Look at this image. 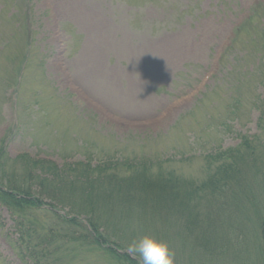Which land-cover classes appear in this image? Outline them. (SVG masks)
I'll return each mask as SVG.
<instances>
[{
	"label": "rangeland",
	"instance_id": "374dc122",
	"mask_svg": "<svg viewBox=\"0 0 264 264\" xmlns=\"http://www.w3.org/2000/svg\"><path fill=\"white\" fill-rule=\"evenodd\" d=\"M257 2L264 7V0H0V145L7 158L26 154L63 172L91 161L118 167L124 179L147 168L203 182L213 172L210 154L259 135V114L243 112L238 122L237 102L238 80L245 81V110L264 83ZM27 42V68L10 69ZM254 184L247 171L248 192ZM197 212L207 219L206 206ZM244 213L245 235L255 236L258 217ZM171 223L148 233L157 238L163 230L177 263L189 264L174 241L180 225ZM135 228L137 220L128 232ZM225 231L216 234L233 237ZM11 237L12 217L0 207V264H24ZM70 248V264H114L104 251ZM240 259L232 257L246 264ZM201 263L209 264L194 261Z\"/></svg>",
	"mask_w": 264,
	"mask_h": 264
},
{
	"label": "trees",
	"instance_id": "16d2710c",
	"mask_svg": "<svg viewBox=\"0 0 264 264\" xmlns=\"http://www.w3.org/2000/svg\"><path fill=\"white\" fill-rule=\"evenodd\" d=\"M256 9L264 7L260 3ZM31 44L23 48V58L9 60L10 69L17 65L21 69L24 63L27 68ZM244 83L238 80V122L243 112L256 111L259 135L241 136L237 146L211 154L208 168L213 172L203 182H185L161 172L154 175L147 168L124 179L116 173L118 167L94 168L91 161L66 165L71 174L52 161L26 154L8 159L6 147L0 145V207L13 219L16 237L10 238V244L20 260L70 264L76 255L70 247L79 245L82 251H104L114 264H140L119 251H126L134 238L149 235L151 226L168 228L173 220L180 225L174 241L189 264L201 259L209 264H234L232 257L240 261L241 256L246 264L252 259L253 264H264V83L256 87L249 110L242 96ZM247 171L255 183L252 193L247 191ZM204 206L207 219L197 212ZM66 209L70 213L65 214ZM245 210L258 217L252 237L245 235L249 228ZM99 213L106 216L104 221ZM134 220L138 228L130 234ZM219 230L233 237H220ZM155 233L163 241L165 232ZM176 258L177 254L174 264H178Z\"/></svg>",
	"mask_w": 264,
	"mask_h": 264
},
{
	"label": "clouds",
	"instance_id": "9594fccd",
	"mask_svg": "<svg viewBox=\"0 0 264 264\" xmlns=\"http://www.w3.org/2000/svg\"><path fill=\"white\" fill-rule=\"evenodd\" d=\"M126 251L140 264H174V253L166 242L152 235L144 234L134 238Z\"/></svg>",
	"mask_w": 264,
	"mask_h": 264
}]
</instances>
